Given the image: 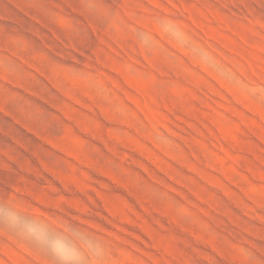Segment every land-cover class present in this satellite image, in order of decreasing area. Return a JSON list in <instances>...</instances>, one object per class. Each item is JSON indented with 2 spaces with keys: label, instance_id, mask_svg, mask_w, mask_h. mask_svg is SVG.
I'll list each match as a JSON object with an SVG mask.
<instances>
[{
  "label": "rangeland",
  "instance_id": "rangeland-1",
  "mask_svg": "<svg viewBox=\"0 0 264 264\" xmlns=\"http://www.w3.org/2000/svg\"><path fill=\"white\" fill-rule=\"evenodd\" d=\"M3 205L84 264H264V0H0ZM0 264L57 261L0 223Z\"/></svg>",
  "mask_w": 264,
  "mask_h": 264
},
{
  "label": "clouds",
  "instance_id": "clouds-1",
  "mask_svg": "<svg viewBox=\"0 0 264 264\" xmlns=\"http://www.w3.org/2000/svg\"><path fill=\"white\" fill-rule=\"evenodd\" d=\"M160 27L165 35L173 36L181 46H185L180 38L181 29L178 26L172 23H162ZM191 51L197 59L208 62V57L204 52ZM0 223L37 247H43L50 256L55 258L57 264H84L89 254L99 255L96 242L76 229H71L72 236H54L41 223L23 218L10 205L0 206Z\"/></svg>",
  "mask_w": 264,
  "mask_h": 264
}]
</instances>
